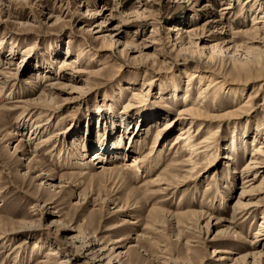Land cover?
I'll use <instances>...</instances> for the list:
<instances>
[{
    "label": "rangeland",
    "instance_id": "1",
    "mask_svg": "<svg viewBox=\"0 0 264 264\" xmlns=\"http://www.w3.org/2000/svg\"><path fill=\"white\" fill-rule=\"evenodd\" d=\"M262 15L264 0H0V232L14 231L0 240V264H231L247 251L264 198L232 236L204 216L180 225L168 213L158 224L153 209L229 215L252 140L264 139V29L252 35ZM205 69L228 83L199 98L193 80L186 99L188 73ZM49 85L55 115L47 119L43 98L31 118L22 117L17 101L50 95ZM249 97V112L213 123L196 184L190 178L163 193L147 185L178 156L173 142L189 124L180 109L200 100L199 110L221 114ZM139 127L145 142L134 137ZM157 129L162 159L150 176L141 167L99 173L98 162L113 167L148 152ZM95 152L105 159H93ZM263 178L264 168L257 182ZM218 248L230 250L229 259L218 260Z\"/></svg>",
    "mask_w": 264,
    "mask_h": 264
},
{
    "label": "bare ground",
    "instance_id": "2",
    "mask_svg": "<svg viewBox=\"0 0 264 264\" xmlns=\"http://www.w3.org/2000/svg\"><path fill=\"white\" fill-rule=\"evenodd\" d=\"M261 18H264V16L262 15L260 17V19H258V17H255L253 19L252 26H255L257 23H263V21H259V20H261ZM214 21H216V20H214ZM263 29H264V25L256 26V30H255V28L253 29L254 33L253 34L250 33V34L258 37L259 35H261V32ZM249 31L251 32L252 30H249ZM246 32L248 33V31H246ZM246 32L244 34H246ZM218 49H220V51H221V48H218ZM201 55H205L206 59L208 58V60L210 62L214 61L215 55L213 53H211V54L200 53V56ZM247 60H245L243 62V64H245V65L248 64L250 60H248V61ZM64 66H65V64H64ZM47 70H49V69H47ZM205 70H207V72H209V74L202 72L201 70H196L195 73H191V72L188 73L187 85L185 88L186 92H184L186 99L190 96L189 91H190V87L193 83V80H197L200 84V86H199V89H200L199 98L203 97L202 95L204 93L209 92L213 87L216 88V90L214 89V91H215L214 93L216 95L217 91L222 89L224 87V85L226 83H228L227 77L225 75H223L222 73L216 72L213 69H205ZM199 73H201V74H199ZM205 81H206L207 85L202 86V83H204ZM248 82H250V78H246L244 81H242L240 83L247 85ZM48 88L50 90V95L49 94H41L40 96H38L36 98L20 99L17 101V102L21 103L17 107H19L21 105L23 108L25 107L24 111L21 113L22 117L31 118L36 113L37 109L40 107L39 105H37L38 102H41L42 101L41 99H43V98H45V100L43 99V101H45L46 105H51V107H49V108H47V107L41 108L40 107L43 110L45 109L44 111L47 112V113H45V115L48 116L47 119H49L55 115L54 114L56 111L55 108H57L56 106L58 105V102L55 100L56 98L52 97L53 90L55 87L53 85H49ZM39 100H41V101H39ZM184 101H186V100L184 99ZM187 101H189V100H187ZM250 101H251V98L249 97V99H247L238 108H236V109L234 108V110L226 111V112L221 113V114H205L204 112H202L201 110L198 109L199 107H196V106H201L200 100H195V102L189 103L188 105H186L185 107L180 109L179 110L180 117H182V119L186 118L188 120L189 124H188V126H184L179 130V132L176 134L177 135L176 139L173 142L172 149L173 148L175 149V153H178V154H176L178 156L175 155L177 158H175V160H174V163H173L174 165L170 164L169 166H167V168L163 169V171L160 172V174L158 175V177L156 179H153L152 181L147 182L148 183L147 185H152V186L155 185V187H158L157 193L158 192L163 193V192H166L167 190H169L171 188H181L182 186H186V184H189L188 181H190V180H192V181L194 180L193 184H196L197 180H195V179H197L196 178L197 174H194V172L196 171L195 169L197 168V164L199 163L198 158L200 156H202L203 158L208 157V153L213 147L212 139L214 138V134L216 132V130H214L213 123H215L217 121H221L222 119H227V118H231V117L233 118L234 116H236V114H243L245 111L249 112V110H250L249 106L251 103ZM40 104H41V106L44 105L43 102ZM129 107H131V104H127L123 111L126 110L128 112ZM32 110H34V111H32ZM39 113H44V112L40 111ZM236 118H237V116H236ZM172 121H174V119L170 120L166 126H168L170 124V122H172ZM181 122H186V120H182ZM35 124H36V126H35L36 128H40V125H41L40 122H36ZM205 127L209 128V130L206 132V135H204L200 138H197L199 135H201V133ZM160 130L159 129L156 130L155 138L152 140V142H151L152 144L150 145L148 152H146L143 155H140V154L134 155L131 163H128V162L124 163L123 162L120 165L118 163V166L109 167V166H105L106 164L104 165L101 162H98L99 164H97L96 167L100 168L99 173L115 172L118 175L123 176L127 171H131L132 169L133 170H137V169L139 170L141 167V173L140 174L143 175L144 177L150 176V174H152V172L156 169L155 167L158 166L159 162L162 159L161 158L162 146L160 147V144H158V139L160 137V133H159ZM145 131H144V129H141L139 127L137 130L139 135L136 132L134 137L137 135L138 138H142V141L145 142L146 134H147ZM164 133H165V131H164ZM134 137H133V139H134ZM48 140L49 139L43 140L42 143H39L37 145H42V144H44V142H46V141L48 142ZM254 140L255 139L252 140L253 141L252 144H253L254 148H253L246 164L243 166V168L239 172L238 178L242 181L241 182L242 185H241L240 192L238 193V196H237L235 202L229 208V215L228 216H225V217L214 216V215L207 214L206 212H203L200 210L199 211H197V210L196 211H193V210H183L182 211L181 210V211L176 212V213H171V212L165 213L164 210L162 211L159 209H153V213H154L153 219H155V222H157V223L163 222V219L166 217V215H168V213L170 214V217L172 216L173 218L177 219V222L180 225L182 223L187 224L188 222L190 224L192 220L198 221L201 217H202L201 218V220H202V219H204L203 218V216H204V217H206L205 219H207L205 224L208 226L209 225H217V224L220 225L221 223L225 226L224 229H222V230L220 229L221 235H227V236L236 235L237 232H236L235 228L239 225L238 221L240 219H242L243 221L248 219L254 213V211L258 209V206L261 204L260 202L264 198V178L261 181L257 182L258 181V174L261 173V170H263V168H264V139L259 144H255ZM181 142H182V145L178 146V144H180ZM234 145H235V143L231 144V147H234ZM131 150L132 149L128 148L127 151L125 150L126 152H122L121 154H123L124 157H126V155L129 154V151L131 152ZM93 154H94L93 159L99 158L100 161H101V159H103V160L105 159V157L103 155L97 154L96 152ZM222 158L226 159V160H224V163L229 165L228 162H230V159L232 157L229 155V153H227V154L225 153L222 156ZM123 160H124V158H123ZM105 161L107 162V160H105ZM233 172H235V170H233ZM136 175H137V173H136ZM138 176H139V174H138ZM190 178H192V179H190ZM261 219H262V221H261V224H259V228L255 230V232L253 234V238H251L249 240V243H250L249 249L245 252H242V253L239 252L234 257H230V260L232 261L231 264H257V259L259 256H261L263 254L262 250H264V238L262 237V235H263L262 231L264 230V226H263L264 214H262ZM186 221H188V222L186 223ZM163 225H164V222H163ZM13 233H14V231H6V230L1 231L0 232V240H2L4 237L9 238L10 236H12ZM54 251L55 250L51 249L47 253V256L54 255ZM214 253H215V256H217L218 260H224V259H229V256H230L229 254L232 252L230 250H227V249H219L218 248V249L214 250Z\"/></svg>",
    "mask_w": 264,
    "mask_h": 264
}]
</instances>
